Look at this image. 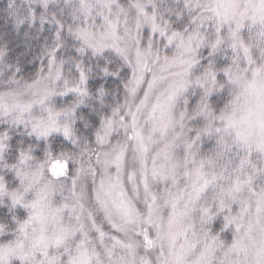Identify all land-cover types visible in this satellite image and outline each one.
<instances>
[{"label": "snow or ice", "instance_id": "snow-or-ice-1", "mask_svg": "<svg viewBox=\"0 0 264 264\" xmlns=\"http://www.w3.org/2000/svg\"><path fill=\"white\" fill-rule=\"evenodd\" d=\"M0 264H264V0H0Z\"/></svg>", "mask_w": 264, "mask_h": 264}]
</instances>
